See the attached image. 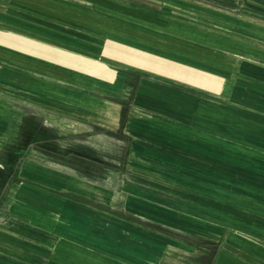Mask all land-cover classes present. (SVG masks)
<instances>
[{
	"label": "crops",
	"instance_id": "obj_1",
	"mask_svg": "<svg viewBox=\"0 0 264 264\" xmlns=\"http://www.w3.org/2000/svg\"><path fill=\"white\" fill-rule=\"evenodd\" d=\"M13 128L17 180L120 197L96 206L108 228L172 229L209 264H264V12L243 0H0V136ZM31 192L13 216L31 220ZM49 222L73 235L44 245L78 252L18 238L2 264L111 259L83 247L101 243L90 221Z\"/></svg>",
	"mask_w": 264,
	"mask_h": 264
},
{
	"label": "rangeland",
	"instance_id": "obj_2",
	"mask_svg": "<svg viewBox=\"0 0 264 264\" xmlns=\"http://www.w3.org/2000/svg\"><path fill=\"white\" fill-rule=\"evenodd\" d=\"M247 6H250L252 11L264 12V0H243ZM6 117L9 113L12 112L11 108L5 110ZM7 119H10L8 117ZM7 121V120H6ZM15 126V125H14ZM13 126V127H14ZM6 127V125H5ZM88 137H91V134H85ZM19 133L17 129L4 134L0 141V152L1 149L6 152V148L10 146L11 143H15L18 140ZM90 143V141H88ZM105 144L102 148L105 150H99L105 154L114 155L115 149H110L108 146L105 147ZM114 145V143H112ZM22 146V145H19ZM19 149V148H18ZM20 149H22L20 147ZM8 156L11 154L10 150H7ZM7 156L0 155V253L11 254L12 248L15 249L18 245H14L13 242L20 240L26 241L33 240L37 242H43L40 245L43 248H50L58 252H78L73 250L77 248L76 244H61L60 240L56 244H47L44 237L48 239L51 236V239L47 242H52L55 238L70 237L73 233H64L58 228V226L49 228V218H52L57 225H62L61 229H70L71 227L78 228L83 227V224L86 221H90L92 224L96 225L94 237L100 244L95 245H83L85 248H94L97 252L106 254L111 259L109 261H101V264H209V257L207 254H212L211 250H204V247L201 244H195V240L188 237L172 238L171 232L172 229H161V228H143L138 224L129 223V224H120L127 228L129 233H120V230H111L108 228V224L103 220H109L107 211L98 209L96 206L101 208L113 209V205H118L120 197H115L114 201L110 203L104 202L103 199L95 201L91 199V196L84 194V197L76 195L67 190L66 188L58 186H43L34 182H27L23 180H17L16 174L18 172V164L15 162L12 164L11 159ZM19 158V157H18ZM20 160V159H18ZM109 160L108 157L106 159ZM115 166H121L118 161L112 162ZM119 164V165H118ZM69 166L76 167L75 163ZM46 166V165H44ZM71 169V168H70ZM83 170L88 173H93L97 168L92 165H84ZM116 185V184H115ZM117 188V187H116ZM22 190H32L33 192L27 199L32 200L31 205L27 206L28 216H31V220L19 218L15 214L10 212L12 208V195L14 193L22 192ZM29 192V191H28ZM73 194L76 197L65 196L64 194ZM35 196H34V195ZM35 200V201H34ZM102 200V201H101ZM94 205V206H93ZM80 206H83L80 209ZM17 207V206H16ZM88 208H92L93 214L91 215ZM82 213H81V211ZM12 213V214H11ZM118 214V213H117ZM112 215V214H110ZM25 216H27L25 214ZM111 219V218H110ZM101 223H100V222ZM103 221V224H102ZM99 222V225L97 224ZM81 223V225L79 224ZM83 223V224H82ZM30 225L32 227H30ZM27 226V227H26ZM35 226V227H34ZM98 227V229H97ZM70 231V230H69ZM112 232H115L119 235L113 239L111 235ZM174 232V230H173ZM177 234V233H175ZM173 235V234H172ZM75 236V234H74ZM39 237V238H38ZM72 237V236H71ZM70 237V238H71ZM68 239V238H67ZM115 242L116 251L111 250L110 246L106 241ZM69 241V239H68ZM67 241V242H68ZM197 241V240H196ZM31 242V241H30ZM65 242V240H64ZM13 243V244H12ZM32 246V245H29ZM98 247V248H97ZM115 251V253H114ZM209 252V253H207ZM207 253V254H206ZM0 254V255H1ZM0 264L2 262L0 261Z\"/></svg>",
	"mask_w": 264,
	"mask_h": 264
}]
</instances>
